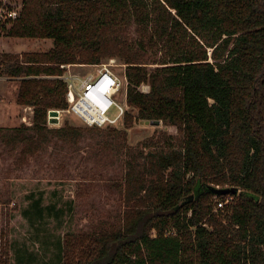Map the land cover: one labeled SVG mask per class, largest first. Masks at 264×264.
Here are the masks:
<instances>
[{
    "label": "trees",
    "instance_id": "obj_1",
    "mask_svg": "<svg viewBox=\"0 0 264 264\" xmlns=\"http://www.w3.org/2000/svg\"><path fill=\"white\" fill-rule=\"evenodd\" d=\"M1 35L53 43L0 53V77L19 79L16 101L33 108L32 125L11 136L26 154L82 133L47 126L49 110L68 107L61 65L124 67L130 111L108 132L125 156L113 184L122 211L66 234L59 264H264V0H22ZM156 121L176 128V147L127 148V129Z\"/></svg>",
    "mask_w": 264,
    "mask_h": 264
},
{
    "label": "rangeland",
    "instance_id": "obj_2",
    "mask_svg": "<svg viewBox=\"0 0 264 264\" xmlns=\"http://www.w3.org/2000/svg\"><path fill=\"white\" fill-rule=\"evenodd\" d=\"M0 3L10 9L22 8V0H0ZM134 29V25L129 28L130 40L136 38ZM0 38V46L14 55L49 50V42L44 45L43 39L3 35ZM159 56L152 55L149 63L159 62ZM103 66L120 80L117 100L130 111L125 107L124 67L118 59H108L99 65H72L63 70V76L73 77L77 87ZM5 79L15 82L13 87L0 80V97L10 101L19 89L20 80ZM147 86L143 84L140 90L147 91ZM58 110L61 111L59 123L47 122L48 128H60L67 123L82 129L79 139L72 145L54 139L34 155L23 153L21 150L26 145L11 137L13 129L32 125L33 108L20 116L21 122L15 128L4 127L12 122H8L0 110V264H59L58 244L66 234L89 231L107 217L113 223L117 213L122 211L119 193L113 184L122 179L125 156L113 147L108 132L109 129L124 130L123 120L119 119L110 128L89 129L67 109ZM115 115L113 111L110 117ZM126 131V146L135 154L140 153V149L144 154L167 152L177 146L180 138L175 127L162 122L159 125L139 122Z\"/></svg>",
    "mask_w": 264,
    "mask_h": 264
},
{
    "label": "built area",
    "instance_id": "obj_3",
    "mask_svg": "<svg viewBox=\"0 0 264 264\" xmlns=\"http://www.w3.org/2000/svg\"><path fill=\"white\" fill-rule=\"evenodd\" d=\"M19 13L20 10L10 9L6 4L0 3V26L16 20ZM70 66L72 65H61L60 68L64 70ZM58 79L62 80L67 87L65 98L68 107L66 111L75 115L85 127L101 129L114 126L119 119L123 120L126 109L117 100L121 83L106 66H103L95 75L86 77L77 87L74 86L73 77L70 75H62ZM147 89L149 90V86ZM113 111L116 115L110 117ZM60 113L61 111H59V116ZM227 199L230 201L231 198ZM223 206L222 201L216 204L218 209Z\"/></svg>",
    "mask_w": 264,
    "mask_h": 264
},
{
    "label": "crops",
    "instance_id": "obj_4",
    "mask_svg": "<svg viewBox=\"0 0 264 264\" xmlns=\"http://www.w3.org/2000/svg\"><path fill=\"white\" fill-rule=\"evenodd\" d=\"M1 40V38H0ZM43 43L44 45L48 44L49 42V47L48 49H51L53 47L52 45V40L50 39H43ZM51 43V44H50ZM40 45V44H39ZM0 51H3L2 53H8V54H13L12 52L4 49L3 47L0 46ZM1 53V52H0ZM6 77H0V80L7 83V85H13L15 82H7V80L5 79ZM10 83V84H9ZM18 87V85H17ZM18 90V89H17ZM15 91V90H14ZM18 93V91H17ZM17 93L15 91V94H13V97L10 101H7V99H3L2 97H0V110L1 113L4 115V117L8 118V122H12V125H5V128H15L16 125H18L21 122L20 116L24 113V112H28L30 111L31 107H25V106H21L18 105L16 99H17ZM6 101L8 102V104H6Z\"/></svg>",
    "mask_w": 264,
    "mask_h": 264
},
{
    "label": "water",
    "instance_id": "obj_5",
    "mask_svg": "<svg viewBox=\"0 0 264 264\" xmlns=\"http://www.w3.org/2000/svg\"><path fill=\"white\" fill-rule=\"evenodd\" d=\"M48 123L49 124H58L59 123V111L58 110H49L48 111ZM156 125H159L160 122L159 121H156L154 122ZM213 192L216 194V195H222V196H225V195H229V194H235L236 193V189H219V188H216V189H212Z\"/></svg>",
    "mask_w": 264,
    "mask_h": 264
}]
</instances>
